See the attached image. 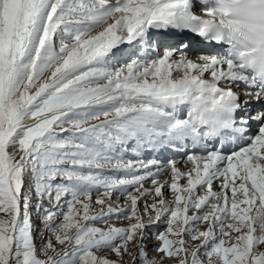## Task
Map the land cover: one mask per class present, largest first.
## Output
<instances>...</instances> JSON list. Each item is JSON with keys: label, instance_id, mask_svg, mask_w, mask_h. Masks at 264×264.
<instances>
[{"label": "snow or ice", "instance_id": "1", "mask_svg": "<svg viewBox=\"0 0 264 264\" xmlns=\"http://www.w3.org/2000/svg\"><path fill=\"white\" fill-rule=\"evenodd\" d=\"M198 2L0 0V264H264V0Z\"/></svg>", "mask_w": 264, "mask_h": 264}, {"label": "bare ground", "instance_id": "2", "mask_svg": "<svg viewBox=\"0 0 264 264\" xmlns=\"http://www.w3.org/2000/svg\"><path fill=\"white\" fill-rule=\"evenodd\" d=\"M200 7L201 6H199L198 4H194V10H197L198 11L200 9ZM177 155H179V154H177Z\"/></svg>", "mask_w": 264, "mask_h": 264}, {"label": "rangeland", "instance_id": "3", "mask_svg": "<svg viewBox=\"0 0 264 264\" xmlns=\"http://www.w3.org/2000/svg\"><path fill=\"white\" fill-rule=\"evenodd\" d=\"M37 224H39V221H35ZM39 242V241H38Z\"/></svg>", "mask_w": 264, "mask_h": 264}]
</instances>
